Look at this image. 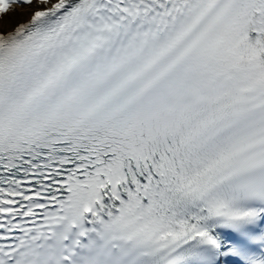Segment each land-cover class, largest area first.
Masks as SVG:
<instances>
[{"label": "snow or ice", "instance_id": "1", "mask_svg": "<svg viewBox=\"0 0 264 264\" xmlns=\"http://www.w3.org/2000/svg\"><path fill=\"white\" fill-rule=\"evenodd\" d=\"M0 264H264V0H0Z\"/></svg>", "mask_w": 264, "mask_h": 264}, {"label": "bare ground", "instance_id": "2", "mask_svg": "<svg viewBox=\"0 0 264 264\" xmlns=\"http://www.w3.org/2000/svg\"><path fill=\"white\" fill-rule=\"evenodd\" d=\"M26 9H21L19 6H16V12H17V16L15 17L16 20H18L19 18L25 16L22 13L26 12Z\"/></svg>", "mask_w": 264, "mask_h": 264}]
</instances>
